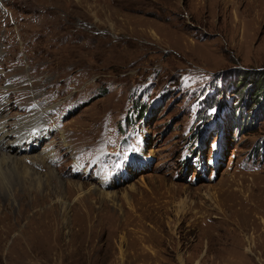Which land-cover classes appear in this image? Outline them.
<instances>
[{"label":"rangeland","instance_id":"obj_1","mask_svg":"<svg viewBox=\"0 0 264 264\" xmlns=\"http://www.w3.org/2000/svg\"><path fill=\"white\" fill-rule=\"evenodd\" d=\"M37 117L0 264H264V0H0V123Z\"/></svg>","mask_w":264,"mask_h":264},{"label":"bare ground","instance_id":"obj_2","mask_svg":"<svg viewBox=\"0 0 264 264\" xmlns=\"http://www.w3.org/2000/svg\"><path fill=\"white\" fill-rule=\"evenodd\" d=\"M6 126H7L6 123L4 122L0 123V141H4V140L8 141L9 142L7 145L8 152H13V154L15 155H12L7 152L0 153V190L3 191L4 193L3 197L5 199L7 195L12 196L11 194H13L12 197H16L18 195L19 190H22V191L24 190V192H26L27 188L30 186H32L33 188L34 186L41 188L40 185L41 183H43V180H42L43 178L41 177L42 178L41 179L39 176L35 177L36 173L26 165L24 159H21L18 156L21 154H25L24 151L21 152L23 150V145H24L25 150H27V147L29 148V145H34V143H36V139H32V137H37L38 135H35L33 133H28L29 128H20V129L17 128L11 131L10 128L6 129L5 128ZM28 127H31V125ZM37 129L38 128L33 127L32 130H37ZM10 138L12 140H10ZM51 158H52V155L49 154L47 151H45L41 157V160L39 162H36L35 166L44 165L46 164V162H48V160H51ZM47 180H48V177H47ZM45 182H46V179H45ZM34 190L39 191L37 190V188ZM93 190L96 191V193H101L103 194V196L104 195L107 196V193H104L101 191L102 189L100 190L98 188H94ZM23 214H24V211L21 210V212L19 213V219L16 220V224H19L21 222V220L24 217ZM5 215L6 213L5 214L0 213V233L2 232L5 233L6 231L14 230V225H10L7 222V217Z\"/></svg>","mask_w":264,"mask_h":264},{"label":"trees","instance_id":"obj_3","mask_svg":"<svg viewBox=\"0 0 264 264\" xmlns=\"http://www.w3.org/2000/svg\"><path fill=\"white\" fill-rule=\"evenodd\" d=\"M256 93H257V92H256ZM143 112H144V110L141 109L139 112H137V116H138V117L142 116V115H143Z\"/></svg>","mask_w":264,"mask_h":264}]
</instances>
